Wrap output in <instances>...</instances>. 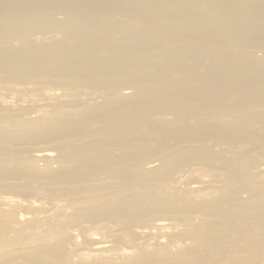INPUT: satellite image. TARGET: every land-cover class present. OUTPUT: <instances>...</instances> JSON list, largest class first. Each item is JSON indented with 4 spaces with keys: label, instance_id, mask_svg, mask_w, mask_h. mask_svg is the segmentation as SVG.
I'll use <instances>...</instances> for the list:
<instances>
[{
    "label": "bare ground",
    "instance_id": "6f19581e",
    "mask_svg": "<svg viewBox=\"0 0 264 264\" xmlns=\"http://www.w3.org/2000/svg\"><path fill=\"white\" fill-rule=\"evenodd\" d=\"M263 157L264 0H0V264H264Z\"/></svg>",
    "mask_w": 264,
    "mask_h": 264
},
{
    "label": "rangeland",
    "instance_id": "374dc122",
    "mask_svg": "<svg viewBox=\"0 0 264 264\" xmlns=\"http://www.w3.org/2000/svg\"><path fill=\"white\" fill-rule=\"evenodd\" d=\"M59 18V17H58ZM253 50L258 54L260 55L262 50L258 49V48H253ZM55 86H50V88H54ZM47 147L46 144H37V145H34L32 146L33 149H38V148H45ZM263 161H264V157H263ZM157 164V163H156Z\"/></svg>",
    "mask_w": 264,
    "mask_h": 264
}]
</instances>
